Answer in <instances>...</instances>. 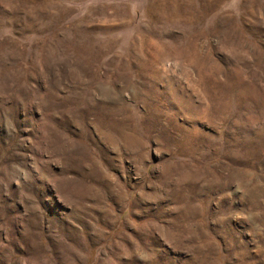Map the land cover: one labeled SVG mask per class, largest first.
Here are the masks:
<instances>
[{
  "label": "rangeland",
  "instance_id": "obj_1",
  "mask_svg": "<svg viewBox=\"0 0 264 264\" xmlns=\"http://www.w3.org/2000/svg\"><path fill=\"white\" fill-rule=\"evenodd\" d=\"M0 264H264V0H0Z\"/></svg>",
  "mask_w": 264,
  "mask_h": 264
},
{
  "label": "bare ground",
  "instance_id": "obj_2",
  "mask_svg": "<svg viewBox=\"0 0 264 264\" xmlns=\"http://www.w3.org/2000/svg\"><path fill=\"white\" fill-rule=\"evenodd\" d=\"M119 197V196H118Z\"/></svg>",
  "mask_w": 264,
  "mask_h": 264
}]
</instances>
